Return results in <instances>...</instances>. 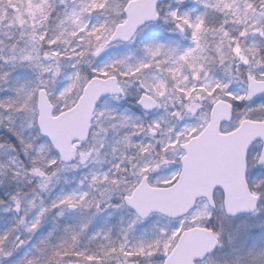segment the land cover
<instances>
[{
	"label": "snow or ice",
	"instance_id": "6c2138e0",
	"mask_svg": "<svg viewBox=\"0 0 264 264\" xmlns=\"http://www.w3.org/2000/svg\"><path fill=\"white\" fill-rule=\"evenodd\" d=\"M0 264H264V0H0Z\"/></svg>",
	"mask_w": 264,
	"mask_h": 264
}]
</instances>
